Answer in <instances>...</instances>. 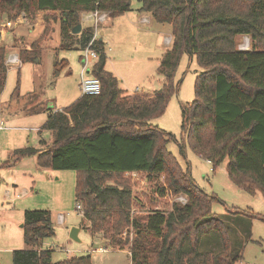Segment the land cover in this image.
Segmentation results:
<instances>
[{"label": "trees", "instance_id": "1", "mask_svg": "<svg viewBox=\"0 0 264 264\" xmlns=\"http://www.w3.org/2000/svg\"><path fill=\"white\" fill-rule=\"evenodd\" d=\"M141 2V10L172 25L171 44L159 63L165 82L146 94L127 92L105 68L104 41L95 37L93 26L72 33L81 22V12L99 10L117 16L130 9V0H0V12L9 16L58 11L59 47L94 48L98 58L91 72L101 81L100 93H82L63 108H47L42 128L52 132L53 140L46 150L22 146L12 150L4 164L36 155L39 166L76 170L75 197L86 226L94 235L102 233L106 248H129L132 264H182L188 255V264H207L198 246L202 234L210 231L218 232L223 243L216 264H236L241 235L232 245L231 225L212 211L215 196L194 183L167 148L175 135L152 119L165 111L177 89L175 72L181 54L196 55L202 70L196 78L195 99L182 107L184 143L211 160L213 168L228 158L231 180L250 194L259 191L264 196V0ZM242 34L251 38L247 49L238 47L237 37ZM36 53L34 41L21 49L20 56L24 60ZM6 57V45H1L0 94L8 70ZM40 107L37 103L28 110ZM128 171L163 176L160 192L185 194L187 202L174 201L170 210L156 209L142 221L131 212V187L107 181L110 175ZM238 213L235 209L229 217L239 233L250 236ZM23 231L28 246L13 250L12 264H92L91 254L52 260V249L42 244L55 233L49 210L26 209ZM232 247H237L236 253Z\"/></svg>", "mask_w": 264, "mask_h": 264}, {"label": "rangeland", "instance_id": "2", "mask_svg": "<svg viewBox=\"0 0 264 264\" xmlns=\"http://www.w3.org/2000/svg\"><path fill=\"white\" fill-rule=\"evenodd\" d=\"M130 4L126 12L108 15L98 25L94 19H82V13L88 12L83 11L81 23L82 27L93 26L103 38L105 68L118 77L120 86L129 93H151L165 82L159 63L170 46L168 37L172 36V25L154 18L151 23L138 21L146 15L140 9L142 2L130 0ZM60 22L58 11H37L33 16H26L24 11L13 16L0 12V46L6 45V61L10 54L21 59V49L29 48L34 41L37 43L35 56L21 59V62H7L6 81L0 94V264H12L13 250L28 246L22 225L26 209L50 211L55 233L45 237L42 244L52 249L53 261L91 254L92 264H131L127 247L121 250L96 249L106 247L107 241L102 233L94 235L91 232L77 208L76 170L39 168L36 155L4 164L13 149L25 145L38 146L41 137L45 141L39 146L41 150L51 145L52 132L42 128L47 120V108H63L81 96L82 74L89 75L86 69L92 67L97 59L88 60L82 47H59ZM237 41L239 48L251 46L248 34L239 35ZM201 70L196 55L181 54L175 72L177 89L165 111L154 117L152 122L175 135L176 138L168 141L167 148L183 168L188 169L194 183L215 196L212 211L231 225V244L241 235L238 251L241 257L236 264H264V196L259 191L250 194L231 180L228 158L212 169V163L195 152L187 141L184 143L182 107L195 99L196 78ZM37 103L42 107L28 110ZM107 181L126 183L131 187V212L142 221L156 209L170 210L176 201L177 194L160 192L165 182L163 176L150 178L144 171L136 174L125 172L110 175ZM235 209L240 211L238 216L243 226H249L250 236L239 233L242 232L239 226L229 217ZM59 213L65 215L63 222L58 219ZM73 226L80 228V240L70 237ZM131 231V237H134V229ZM232 248L236 253L237 247ZM222 250L218 232L202 234L198 251L202 253L204 262L216 264L217 255ZM187 257L182 264H188Z\"/></svg>", "mask_w": 264, "mask_h": 264}, {"label": "built area", "instance_id": "3", "mask_svg": "<svg viewBox=\"0 0 264 264\" xmlns=\"http://www.w3.org/2000/svg\"><path fill=\"white\" fill-rule=\"evenodd\" d=\"M107 17H108V13L106 11L94 10V11H88V12L82 13V19H94L96 25H98L99 22L105 21L107 19ZM85 50L87 53L88 60L98 58V52L94 48H91L90 46H88L85 48ZM10 61L21 62V59L16 54H13V55L10 54L9 57L7 58V62H10ZM84 61H86V58H84ZM88 69H89V71H88ZM88 69H86V71H87V73H89V75L82 74V77H81L82 78L81 83H80L81 91H82V93H86V94H98L101 91V81L96 75H94L91 72L90 68H88ZM208 161L210 163H212L211 160L208 159ZM212 169H213V167H212ZM136 172H139V171H128L126 173L136 174ZM175 200L184 204L187 202V197L183 194H177L175 196ZM77 208L81 212V215L83 216V210H82L81 203H77ZM58 219L60 222H63L65 220V215L63 213H59ZM131 235H132V232H131ZM96 249L101 250V251H105L107 248L100 246ZM128 252H129V254L131 253V251L129 249H128Z\"/></svg>", "mask_w": 264, "mask_h": 264}, {"label": "crops", "instance_id": "4", "mask_svg": "<svg viewBox=\"0 0 264 264\" xmlns=\"http://www.w3.org/2000/svg\"><path fill=\"white\" fill-rule=\"evenodd\" d=\"M145 13H146V15H142L141 16V18H140V20L138 19V21H144V22H147V23H151L152 21V18H153V16L151 15V13L150 12H147V11H144ZM101 34H103V32L101 31ZM95 37H99V35H98V32L97 31H95ZM100 38V37H99ZM102 38V37H101ZM103 39V38H102ZM171 39H172V36H170V37H168V43H169V45L171 44ZM88 68H90L91 69V67H88ZM87 68V69H88ZM138 88L139 87H137V89L136 90H138ZM82 92V91H81ZM60 109V108H59ZM40 139H42V137L40 138ZM40 145H42L41 143H39V145L38 146H34V147H37V148H40L39 146ZM19 148V147H18ZM16 149V148H15ZM14 150V149H13ZM11 153V152H10ZM38 164V163H37ZM39 167V166H38ZM39 168H50V167H45V166H40ZM114 250V249H113ZM118 250H121V249H118ZM129 253V252H128ZM131 264H132V261H131Z\"/></svg>", "mask_w": 264, "mask_h": 264}, {"label": "water", "instance_id": "5", "mask_svg": "<svg viewBox=\"0 0 264 264\" xmlns=\"http://www.w3.org/2000/svg\"><path fill=\"white\" fill-rule=\"evenodd\" d=\"M82 29V23L79 22L78 24H76L73 29H72V33H80ZM101 38V37H100ZM89 71V69H88ZM23 225V224H22ZM80 231V228L79 227H76V226H73L71 228V231H70V237H72L73 239H76V240H80L79 237H78V233Z\"/></svg>", "mask_w": 264, "mask_h": 264}]
</instances>
